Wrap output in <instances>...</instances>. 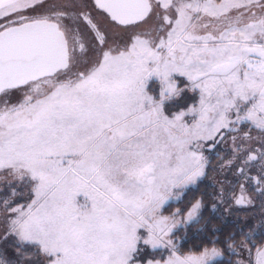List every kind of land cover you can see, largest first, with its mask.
Returning a JSON list of instances; mask_svg holds the SVG:
<instances>
[{
  "label": "snow or ice",
  "instance_id": "obj_1",
  "mask_svg": "<svg viewBox=\"0 0 264 264\" xmlns=\"http://www.w3.org/2000/svg\"><path fill=\"white\" fill-rule=\"evenodd\" d=\"M0 264H264V0H0Z\"/></svg>",
  "mask_w": 264,
  "mask_h": 264
}]
</instances>
